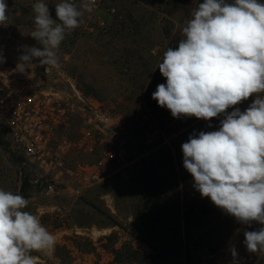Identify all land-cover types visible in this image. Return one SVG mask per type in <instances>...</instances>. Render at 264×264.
<instances>
[{"label": "clouds", "instance_id": "9594fccd", "mask_svg": "<svg viewBox=\"0 0 264 264\" xmlns=\"http://www.w3.org/2000/svg\"><path fill=\"white\" fill-rule=\"evenodd\" d=\"M93 3L61 0L55 5L57 19L43 0L34 3L30 35L43 47L24 46L17 70L25 72L38 58L48 74L59 63L57 50L66 34L80 26ZM7 12L0 0V25H7ZM182 35L177 48L163 53L158 68L166 83L157 85L152 99L177 119L211 121L224 115L219 130L194 133L181 145L183 167L201 197L241 224L264 225V96L259 95L264 93V3L203 0L184 22ZM253 94L245 111H226ZM28 204L24 196L0 189V264H36L33 252L56 246L40 216L24 210ZM244 238L250 253L264 251V226L245 231ZM230 251L235 258V248Z\"/></svg>", "mask_w": 264, "mask_h": 264}, {"label": "rangeland", "instance_id": "374dc122", "mask_svg": "<svg viewBox=\"0 0 264 264\" xmlns=\"http://www.w3.org/2000/svg\"><path fill=\"white\" fill-rule=\"evenodd\" d=\"M5 2L8 7L14 4L20 7L19 12H7V22L13 34V42L5 51L7 58L18 60L24 46L42 49L43 46L30 35L34 30L35 14L32 5L38 0ZM43 2L48 5L51 17L57 19L55 5L61 0ZM76 2L83 4L88 1ZM202 2L203 0H98L91 12L84 10L83 22L66 34L57 50L59 63L49 72L51 80L62 83L64 78H69L83 93L113 106L117 113L125 117L149 113L163 131L160 141L151 146L142 144L136 137L131 142L129 152V157L133 160L118 176L77 194L60 192L51 204L46 203L30 187L22 189L19 179L20 158L0 130V189L28 199L29 204L24 210L40 216L42 225L56 236L52 255L60 257L63 262L75 261L74 264H81L76 260L81 261L85 257L91 263L114 264L115 252L127 243L134 250L149 254V248L145 250L135 237L128 198L124 201L121 198L117 202V192L113 194L107 191V185L117 184V177L126 181L134 164L143 160H157L159 150L164 146L172 149L175 138L184 131L192 129V135L197 131L219 130L223 114L211 121L195 117L177 119L171 115L170 110L160 107L152 99L157 85L166 83V78L158 68L163 53L168 47H178V42L184 38V22L191 18L192 11ZM226 2L234 3V0ZM260 2L264 3V0ZM97 17L104 20L105 27L96 29L92 34L87 33L86 26L92 24ZM32 64L39 71H45V66L39 65L38 58H34ZM259 95L264 96V93ZM255 98L256 94H253L226 111L230 113L239 108L243 112ZM201 122L203 124L197 130V124ZM153 164L157 162L153 161ZM51 206L58 211L49 210ZM44 209L49 211L40 213ZM222 215L229 214L223 211ZM233 219L234 227L227 235H204L205 239L214 237L216 242L199 241L196 246L190 247L188 256L183 251L173 256L167 264H264V251L250 253L244 244L245 231L258 230L264 225L253 221L248 226L239 223L235 217ZM113 221H118L122 228L113 226ZM109 236L110 239H106ZM183 236L182 231L181 237ZM232 247L237 252L235 258L230 251ZM32 255L45 258L49 253L33 252Z\"/></svg>", "mask_w": 264, "mask_h": 264}, {"label": "built area", "instance_id": "2783aa9c", "mask_svg": "<svg viewBox=\"0 0 264 264\" xmlns=\"http://www.w3.org/2000/svg\"><path fill=\"white\" fill-rule=\"evenodd\" d=\"M97 4L94 0L92 6ZM19 11L16 4L8 7V12ZM6 23L0 25V55L5 58L0 63V130L20 158L21 183L26 178L40 199L51 204L60 192L77 194L117 175L129 163L136 137L147 146L160 141L163 131L149 113L125 117L83 93L67 77L59 83L34 66L25 72L17 70L18 60H9L5 54L13 42ZM104 27V20L97 17L85 31L92 34ZM49 210L58 211L53 206ZM48 253L45 258L35 256L36 264L75 263ZM78 261L99 264L85 257Z\"/></svg>", "mask_w": 264, "mask_h": 264}, {"label": "trees", "instance_id": "16d2710c", "mask_svg": "<svg viewBox=\"0 0 264 264\" xmlns=\"http://www.w3.org/2000/svg\"><path fill=\"white\" fill-rule=\"evenodd\" d=\"M202 124H197L196 129L200 130ZM191 130L177 136L172 149L162 147L157 160L134 164L126 181L117 177V184L107 185V191L117 192V202L128 198L135 237L149 248V254H143L134 250L130 243L122 245L115 252L114 264H167L183 251L188 256L190 247L199 241H215L214 237L205 239L204 235L223 237L233 229V216L222 215L224 210L215 206L210 198L201 197L193 187L191 174L183 167L181 145L187 142ZM131 160V157L127 159ZM21 186L23 190L29 187L26 178ZM112 225L122 228L118 221H113Z\"/></svg>", "mask_w": 264, "mask_h": 264}, {"label": "crops", "instance_id": "0c3cea01", "mask_svg": "<svg viewBox=\"0 0 264 264\" xmlns=\"http://www.w3.org/2000/svg\"><path fill=\"white\" fill-rule=\"evenodd\" d=\"M142 246L145 248V250H148V248L145 244H143Z\"/></svg>", "mask_w": 264, "mask_h": 264}]
</instances>
